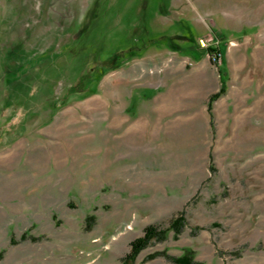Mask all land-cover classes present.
<instances>
[{"label": "rangeland", "instance_id": "rangeland-1", "mask_svg": "<svg viewBox=\"0 0 264 264\" xmlns=\"http://www.w3.org/2000/svg\"><path fill=\"white\" fill-rule=\"evenodd\" d=\"M181 214L135 264H264V0H0V264H120Z\"/></svg>", "mask_w": 264, "mask_h": 264}, {"label": "trees", "instance_id": "trees-1", "mask_svg": "<svg viewBox=\"0 0 264 264\" xmlns=\"http://www.w3.org/2000/svg\"><path fill=\"white\" fill-rule=\"evenodd\" d=\"M207 51L209 52V55L216 54L221 55L222 59V53L217 48H207ZM86 80L84 76H82L79 80V82L69 89V93H74L71 91H74V87H79L83 84V82ZM227 77L226 75L220 71V82H221V88L220 90L213 94L210 98L209 107L211 110V105L214 101H216L221 95L225 93V86H226ZM79 85V86H78ZM67 95V93L65 94ZM186 226V218L183 214L179 215L177 218L171 221L168 228H160L155 225H151L145 229L144 235L131 244L130 252L122 259L120 264H135L138 255L147 247L152 246L156 243H161L166 240L168 233L172 231L175 235L181 234ZM27 237H23L22 240H26ZM32 240L36 241L37 239L33 238ZM14 243L15 241L12 240ZM163 256L170 261H172L175 264H204L201 262L195 261V253L194 251L188 249L186 250L182 256L179 257H173L168 255L167 253H155L148 257V260L155 259L156 257ZM2 259V254L0 253V261Z\"/></svg>", "mask_w": 264, "mask_h": 264}, {"label": "built area", "instance_id": "built-area-1", "mask_svg": "<svg viewBox=\"0 0 264 264\" xmlns=\"http://www.w3.org/2000/svg\"><path fill=\"white\" fill-rule=\"evenodd\" d=\"M201 43H203L202 41H201ZM206 46V45H205ZM210 56V55H209ZM210 58H211V60H212V62H214V64H218V63H221V61H222V59H221V55H216V54H211V56H210Z\"/></svg>", "mask_w": 264, "mask_h": 264}, {"label": "crops", "instance_id": "crops-1", "mask_svg": "<svg viewBox=\"0 0 264 264\" xmlns=\"http://www.w3.org/2000/svg\"><path fill=\"white\" fill-rule=\"evenodd\" d=\"M4 223V218L0 216V235L3 233L6 234L8 232L7 230H4Z\"/></svg>", "mask_w": 264, "mask_h": 264}]
</instances>
